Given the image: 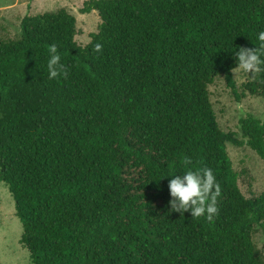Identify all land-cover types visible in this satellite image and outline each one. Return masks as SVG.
I'll list each match as a JSON object with an SVG mask.
<instances>
[{
  "label": "trees",
  "instance_id": "trees-1",
  "mask_svg": "<svg viewBox=\"0 0 264 264\" xmlns=\"http://www.w3.org/2000/svg\"><path fill=\"white\" fill-rule=\"evenodd\" d=\"M94 10L85 46L67 8L0 35V183L32 264H264V191L242 192L228 152L246 144L264 160V122L242 119L240 140L210 97L219 77L239 95L234 53L259 46L264 0H86L80 12ZM53 43L67 77L48 79ZM246 93L264 97V72ZM203 167L221 186L211 221L170 203L169 174Z\"/></svg>",
  "mask_w": 264,
  "mask_h": 264
},
{
  "label": "rangeland",
  "instance_id": "rangeland-1",
  "mask_svg": "<svg viewBox=\"0 0 264 264\" xmlns=\"http://www.w3.org/2000/svg\"><path fill=\"white\" fill-rule=\"evenodd\" d=\"M20 1L22 0H0L1 36L7 33L13 37L18 36L22 18L33 13L31 5L28 8L26 4H21ZM81 8L76 6L75 9L78 11L77 14L82 22ZM53 9L54 7L50 5L42 9L41 12ZM94 14L100 19L97 11ZM84 23L87 25V20ZM93 31L96 30H91L90 33ZM90 33H84L80 29V34L77 37L78 42L87 40ZM234 78L239 95L232 91L223 77H219L210 86V97L223 131L235 133L237 138L246 141L247 138L241 128V120L252 115L264 122V97L253 96L249 93L241 95L244 92V84L250 79V74L240 72L236 76L234 73ZM228 152L233 166L239 174V185L242 192L248 198L262 193L264 191V160L246 144L238 146L229 143ZM22 234L23 225L16 215L15 200L8 186L5 183H0V263L32 264L29 250L21 244ZM254 240L264 258V228H258Z\"/></svg>",
  "mask_w": 264,
  "mask_h": 264
},
{
  "label": "clouds",
  "instance_id": "clouds-1",
  "mask_svg": "<svg viewBox=\"0 0 264 264\" xmlns=\"http://www.w3.org/2000/svg\"><path fill=\"white\" fill-rule=\"evenodd\" d=\"M259 46L255 49L239 47L235 50L237 66L233 69L236 76L240 73L256 75L264 72V31L258 33ZM102 44L94 47L96 52L102 51ZM48 79L67 77L68 68L62 62L58 45L53 43L47 48ZM190 163V161H186ZM169 192L173 198L170 203L172 210L183 213L191 211L192 217L205 216L211 221L218 214V198L221 195V186L214 171L210 168L189 169L185 175L169 174Z\"/></svg>",
  "mask_w": 264,
  "mask_h": 264
},
{
  "label": "crops",
  "instance_id": "crops-1",
  "mask_svg": "<svg viewBox=\"0 0 264 264\" xmlns=\"http://www.w3.org/2000/svg\"><path fill=\"white\" fill-rule=\"evenodd\" d=\"M85 1L86 0H22L20 2H21V4H26V6L28 8L31 5V9L33 10V13H29L28 15H36V14H40V13L50 12V11L41 12L42 9H44L50 5L54 7V9L51 11H56L60 8H67L77 18V27H78L79 34H80V29H82V31L84 33L89 34L91 30H96V31H93L92 33L98 31L99 24L101 23V17L99 19L98 16L96 14H94L96 11V10H94L90 13H82L83 14L82 15L83 20L81 22L78 14H77L78 11L75 8H76V6H78V8L79 7L81 8ZM92 16H95V18H92ZM86 20L88 22L87 25H85V23H84ZM90 24H91V26H90ZM78 35L76 36V40H77ZM89 36L90 37H88L87 40H85V39L83 41L81 40L82 44L79 43L78 40H77V42L80 45L85 46L91 41V33Z\"/></svg>",
  "mask_w": 264,
  "mask_h": 264
}]
</instances>
